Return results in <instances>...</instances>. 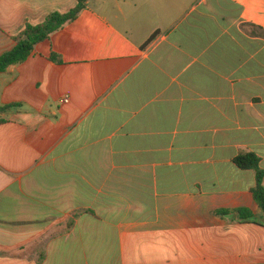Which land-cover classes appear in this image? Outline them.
Instances as JSON below:
<instances>
[{"label":"crops","instance_id":"1","mask_svg":"<svg viewBox=\"0 0 264 264\" xmlns=\"http://www.w3.org/2000/svg\"><path fill=\"white\" fill-rule=\"evenodd\" d=\"M78 1L0 0V56ZM84 2L0 75V264H264V0Z\"/></svg>","mask_w":264,"mask_h":264},{"label":"trees","instance_id":"2","mask_svg":"<svg viewBox=\"0 0 264 264\" xmlns=\"http://www.w3.org/2000/svg\"><path fill=\"white\" fill-rule=\"evenodd\" d=\"M84 3V0H79L76 7L70 12L66 14H51L38 26L27 24L20 34L12 38L15 46L10 51L0 56V75L5 74L10 66L25 62L33 54L37 45L45 42L52 34L61 30L65 25L73 22L84 8ZM252 28L254 35L264 38V31L261 28ZM155 36L156 34L152 35L145 43V46L149 45ZM48 60L56 65L62 64L60 57L55 54H50ZM12 107L15 106L0 108V112L6 111ZM233 164L240 171H250L254 174V185L250 192L254 202L262 211V225L264 226V171L260 168V160L251 152L240 151L233 159ZM216 214L220 217L236 214L237 219L241 222H251L253 219L251 213L246 209L217 211ZM72 224V222H69L67 228L70 229Z\"/></svg>","mask_w":264,"mask_h":264},{"label":"built area","instance_id":"3","mask_svg":"<svg viewBox=\"0 0 264 264\" xmlns=\"http://www.w3.org/2000/svg\"><path fill=\"white\" fill-rule=\"evenodd\" d=\"M67 101H68V100H67L66 98L62 100V102H64V103H66Z\"/></svg>","mask_w":264,"mask_h":264}]
</instances>
